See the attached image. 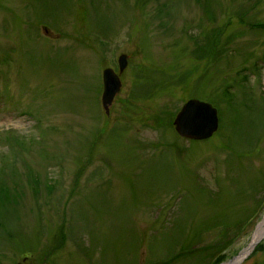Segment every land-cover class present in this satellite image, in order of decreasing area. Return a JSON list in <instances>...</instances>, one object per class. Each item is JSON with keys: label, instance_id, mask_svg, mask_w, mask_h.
Returning <instances> with one entry per match:
<instances>
[{"label": "rangeland", "instance_id": "rangeland-1", "mask_svg": "<svg viewBox=\"0 0 264 264\" xmlns=\"http://www.w3.org/2000/svg\"><path fill=\"white\" fill-rule=\"evenodd\" d=\"M0 188V264H264V0H0Z\"/></svg>", "mask_w": 264, "mask_h": 264}, {"label": "water", "instance_id": "water-1", "mask_svg": "<svg viewBox=\"0 0 264 264\" xmlns=\"http://www.w3.org/2000/svg\"><path fill=\"white\" fill-rule=\"evenodd\" d=\"M127 57L128 55L125 53L119 56L120 71L125 67ZM119 88L120 79L118 74L110 67L104 68L101 100L106 113L109 112L110 104ZM173 124L178 133L183 136L191 138L207 137L217 128V110L208 102L190 98L177 112Z\"/></svg>", "mask_w": 264, "mask_h": 264}, {"label": "trees", "instance_id": "trees-1", "mask_svg": "<svg viewBox=\"0 0 264 264\" xmlns=\"http://www.w3.org/2000/svg\"><path fill=\"white\" fill-rule=\"evenodd\" d=\"M0 189H2L3 190V188H0ZM263 198H260V200L257 202V204H256V209H254L255 211L253 212V213H249L248 214V216L243 220L244 222H246L247 220H248V218H250L255 212H257L258 210H257V208H261L262 207V202H263ZM6 201V199H4V198H2V204L4 203ZM210 246H212V243H210ZM187 249H189V248H187ZM185 251H187L186 249L185 250H183V251H180V252H178V253H176V254H172L171 255V252L168 254V255H166L165 257H161V259H166L165 261H162L161 262V264H167V263H169L171 260H173L175 257H177L178 255H181V254H183ZM218 252H220V250H217V255L219 254ZM219 257V258H218ZM220 257L221 256H217L216 258H215V260L218 258V259H220ZM168 258V259H167ZM154 264V263H153Z\"/></svg>", "mask_w": 264, "mask_h": 264}, {"label": "bare ground", "instance_id": "bare-ground-1", "mask_svg": "<svg viewBox=\"0 0 264 264\" xmlns=\"http://www.w3.org/2000/svg\"><path fill=\"white\" fill-rule=\"evenodd\" d=\"M261 233H263V230H261V231L259 230V231H257L256 234H254V236H253V239H255L254 241L259 240L258 238L260 237ZM246 251H247V249H245L243 252L246 253Z\"/></svg>", "mask_w": 264, "mask_h": 264}]
</instances>
